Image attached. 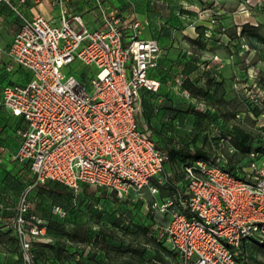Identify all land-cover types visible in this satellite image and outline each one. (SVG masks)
Instances as JSON below:
<instances>
[{"label": "built area", "instance_id": "1", "mask_svg": "<svg viewBox=\"0 0 264 264\" xmlns=\"http://www.w3.org/2000/svg\"><path fill=\"white\" fill-rule=\"evenodd\" d=\"M0 1L19 18L9 46H0V59L7 55V71L16 64L31 73L26 83L2 88L0 107L25 121L11 158L27 163L36 183L56 180L74 192L88 184L132 202L147 196V210L160 217L152 232L173 253L162 264H238L242 246L264 243V148L250 149L235 171L224 159L196 158L171 182L165 154L141 114L140 89L160 86L148 75L160 47L155 38L140 36L135 11L122 17L103 0H89L102 20L89 28L80 15L62 11L53 24ZM74 60L95 66L88 83L74 75L61 80V68ZM250 97L261 103L264 88ZM263 116L262 110L257 118ZM255 126L264 141V122ZM161 187L165 194L158 199ZM30 207L25 192L13 223L27 261L44 228L42 219L27 214Z\"/></svg>", "mask_w": 264, "mask_h": 264}, {"label": "rangeland", "instance_id": "2", "mask_svg": "<svg viewBox=\"0 0 264 264\" xmlns=\"http://www.w3.org/2000/svg\"><path fill=\"white\" fill-rule=\"evenodd\" d=\"M200 1L191 11L197 21H206L208 28L197 31L195 42L187 47L219 52L221 57L201 51L198 57L164 70L163 76H170L169 80L164 81V88L160 86L158 96L154 94L145 105L141 104V111L159 143L191 149L201 147L209 158L226 159L229 166H234L245 160L244 153L234 148V140L241 131L257 132L255 125L264 122V116L257 118L248 112L261 110L260 104L264 102L258 104L250 97L264 88V0H204L206 4ZM213 61L215 66H209ZM221 70L227 76L220 80L214 92H199L198 104L184 102L187 104L178 108L182 106L181 96L187 99L192 96L190 87L197 92L205 91L212 72L220 75ZM95 72V66L74 60L61 68V80L74 75L88 83ZM222 81L225 86L221 85ZM221 89H224L222 93ZM158 104L161 109H157ZM159 114L161 118L157 117ZM228 124L232 125L230 138L224 133ZM15 126L24 127V122L0 115V264H160L171 258L168 249L149 236L142 221L137 219L138 224L132 223L126 204L117 207L100 198L96 187H91L94 194L61 195L39 189V183H28L19 172V164L11 158ZM170 169L166 165V173ZM25 192L33 194L30 202L33 213L44 224L40 244H62L61 251L67 252L68 262L57 261L49 247L43 246L29 261L22 254L19 258L13 223L19 199ZM143 192L146 195L147 190ZM145 197L142 211L148 212V197ZM98 200L102 202L97 206ZM113 209L120 214L118 223L112 222ZM149 214L160 218L154 211ZM73 227L77 228V234L71 238ZM84 233L87 237L79 240ZM243 248L244 264H264V246L249 242Z\"/></svg>", "mask_w": 264, "mask_h": 264}, {"label": "crops", "instance_id": "3", "mask_svg": "<svg viewBox=\"0 0 264 264\" xmlns=\"http://www.w3.org/2000/svg\"><path fill=\"white\" fill-rule=\"evenodd\" d=\"M13 5L17 6L26 16L33 17L35 15H43L50 20L53 24H58L59 16L62 11L69 15H80L84 23L89 28H95L102 24L100 14L96 9L89 5V0H10ZM105 3L115 8L119 15L122 17L132 16L135 11L136 19L140 23V36L145 38H155L159 44V62L162 75L164 70L169 71L180 63L198 57L199 52L206 54L209 53L213 56H220L221 53L208 52L206 49H189L188 43L195 42L197 31L208 28L206 21H197L195 14L191 11L196 4L200 5V0H103ZM204 1V0H202ZM224 1V0H222ZM204 4L205 1H204ZM179 12V13H178ZM178 13V14H177ZM19 25V18L15 11L7 5L4 1H0V46L6 49ZM144 28V30L141 29ZM131 29H126L125 38L128 37ZM8 57L5 53L1 55L0 59V92L2 86L8 80L12 84L26 83L30 77V71L14 64L11 71L5 69V63ZM216 62L213 61L209 66L214 67ZM152 78L157 79L156 71H152ZM183 75L182 73H180ZM168 76V75H167ZM225 72L220 71V75L212 72L211 77H214L208 86L213 91L220 80H225ZM151 77V76H150ZM170 77V76H168ZM174 76L171 77L173 79ZM169 80V78H167ZM221 83L222 86L225 84ZM198 84V83H197ZM162 88L165 87L161 82ZM195 96L186 98L180 97L182 108L188 102L199 103ZM187 102V103H184ZM0 115L12 117L20 120L19 116L11 114L10 110L4 107L0 108ZM25 124V121L22 120ZM26 126V124H25ZM21 139L20 131L13 130V142L10 147V153L16 149ZM165 194L164 190H160L157 194L158 199H161ZM171 258L173 253L170 252ZM169 258V259H171ZM167 261V260H166ZM165 262V261H164ZM163 262V263H164ZM162 264V262H160Z\"/></svg>", "mask_w": 264, "mask_h": 264}, {"label": "trees", "instance_id": "4", "mask_svg": "<svg viewBox=\"0 0 264 264\" xmlns=\"http://www.w3.org/2000/svg\"><path fill=\"white\" fill-rule=\"evenodd\" d=\"M231 36H233V35L231 34ZM159 66H160V62H159V59H158L157 65L149 70L148 75L153 77L151 72L152 71H156V77H158L157 80H159L160 86H161V82L164 83V81H167L168 76H166V75L163 76V75H161L159 73V70H160ZM213 78L214 77H209L207 82H210ZM11 84L12 83L7 80L5 82V84L2 86V88L5 85H11ZM160 86H159V89H160ZM159 89L157 91H150V90H147L145 88H141L140 89L141 104L145 105L146 102H148V100H150V98L154 94H156L158 96L157 92H159ZM189 90L191 92V95L196 97V96H198L197 93H199V92L200 93H203V92H206V91L210 92V87L208 89H206L205 91H202V89H198V92H197V90L192 89L191 87L189 88ZM223 90L224 89H221V93L223 92ZM214 91L215 90H213L211 92H214ZM206 94H208V93H206ZM208 100H210V99L208 98ZM157 109H161L159 104H158V108ZM248 112H253V114L256 117H258L262 113V110H260L259 108H256V109H252V110L250 109V110H248ZM141 114H142V118H143V120L145 122V119H144L142 111H141ZM157 117L161 118V115L159 114V115H157ZM21 120H23V119L21 118ZM227 126L228 127L226 128V131H224V133L226 134L225 136L229 137L230 136V132L232 130V125L228 124ZM147 128H148V126H147ZM24 129H25V124H24V127H18V126L14 127L15 131H22ZM262 129H264V127H262ZM150 134H151V132H150ZM151 137L154 139V141L156 143V146L159 149H161L164 152V154H165V157H166V159L164 161L165 171H166V165H168V168H170V166H171V169H170L171 172H169L171 174V178H170L171 182H174V181H176L179 178L178 169H180L183 164L190 163L191 161H193L196 158L211 159V160L215 161L214 159L209 158V155L207 154V152L204 149H202L201 147H195V148L191 149V148H189L187 146H182V147L167 146L166 144L159 143L160 141H159V139H158V137L156 135H152L151 134ZM234 146H235L234 147L235 149L239 148L244 153L245 159H246L247 152L250 149H252V148L263 149L264 148V141L262 140V138H261V136H260L258 131L257 132H254L252 130L241 131L239 133L237 139L234 140ZM15 162H17V161H15ZM175 162H176V164H175L176 168H175V170H173V166L172 165ZM244 162H245V160H244ZM244 162L242 164H235L234 166H229L227 160L224 159L225 166L227 168L233 170V171H235L236 168L241 167V165H243ZM17 163L20 166V168H19L20 174L24 178H26L28 180V183H36L35 180H34L33 175L30 172L28 164L27 163H19V162H17ZM29 173L31 175H29ZM91 187H96V186L83 184L81 186V189L78 192H74L73 189L69 188L68 186H66V185H64V184H62V183H60V182H58L56 180H50L49 179V180H46L43 183H39L38 184V188L41 189V190H48L51 193H57V194H61V195H69L72 192H74L76 194H79V193L94 194V191H93V189ZM96 188L98 189V195L100 196V198H105V200L108 201L109 203H115V205L117 207L120 204H122V203L126 204L127 212L129 213V219L132 221V223L138 224L137 219L139 221H142L144 223L145 229H147V233L149 234V236L153 237L154 240L159 245L163 246L164 248L168 249L169 252H171L170 249L168 248V246L164 243V241L158 240L156 235H155V233L152 232V225H153V223L155 221V218H153L149 214L150 213L149 211L148 212L142 211V208H145L144 207L145 206V202H144L143 199H138V200H136L134 202L130 201L129 199H118L114 195V193L107 192L106 189L101 188V187H96ZM161 190H163L162 187H161ZM32 196H33V194H31V192L27 193V200L29 201V203L33 200ZM101 202H102L101 200H98L95 203V205L98 206V205H100ZM30 205H31V203H30ZM27 214L28 215H34V216L38 217L37 215H35L33 213L32 205H31V207H30V209H29ZM113 216H114V218H113L112 222L116 223L118 221V218L120 217V214H119L118 210L113 209ZM76 229L77 228L73 227V229H72L73 233L71 234V238L74 237L73 235L76 236V234H77ZM86 234L87 233H84L82 235L81 239H79V240L84 241V239L87 237ZM13 235H14L15 241H16V243L18 245L19 258L21 259L22 257H21V251H20V248H19L18 237L16 235V232H15L14 228H13ZM257 245L258 246H264V243L257 244ZM42 246L43 247H49V249L52 251V253H53V255H54V257H55V259L57 261L63 262L65 260H67V262H68L70 260V259H68L67 252H64V254H63V252L61 251L62 244L59 243V244L56 245L54 243H51V244H47V245H41L39 240L33 241V243H32V246H31L32 256H34V252H36V250L41 249ZM244 246H242L241 251H240V253L238 255V258H237L238 264H244L243 263L245 261L244 255L246 254V251L243 248ZM42 252H44V251H42ZM157 258L161 259L160 256H157Z\"/></svg>", "mask_w": 264, "mask_h": 264}]
</instances>
